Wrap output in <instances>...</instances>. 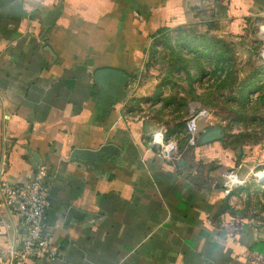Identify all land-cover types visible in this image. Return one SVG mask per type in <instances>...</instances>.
<instances>
[{
  "label": "crops",
  "instance_id": "crops-1",
  "mask_svg": "<svg viewBox=\"0 0 264 264\" xmlns=\"http://www.w3.org/2000/svg\"><path fill=\"white\" fill-rule=\"evenodd\" d=\"M196 10L254 51L264 0H0V176L26 183L45 167L51 187L46 223L59 252L36 264H264V215L241 210L220 184L226 169L241 165L247 179L262 167L264 142H182L176 162L148 147L156 124L141 102L164 74L142 75L145 54ZM107 68L129 82L100 98L93 76ZM24 233L0 209V247Z\"/></svg>",
  "mask_w": 264,
  "mask_h": 264
},
{
  "label": "rangeland",
  "instance_id": "rangeland-1",
  "mask_svg": "<svg viewBox=\"0 0 264 264\" xmlns=\"http://www.w3.org/2000/svg\"><path fill=\"white\" fill-rule=\"evenodd\" d=\"M193 13L195 19L160 35L146 52L142 75L148 79L163 73V88L152 101H142L140 110L147 111L156 127L165 128L177 148L186 139L185 120L191 102L208 110L227 144L237 148L264 142V62L255 51L262 45L256 21L251 31L254 51L249 53L247 48L233 45L235 38L221 33L217 20L199 14V10ZM137 85L135 79L129 91ZM157 101L158 109L153 108ZM171 123L177 125L170 127ZM261 166L253 173L264 170V164ZM253 173L230 198L241 210L262 216L264 180L258 181Z\"/></svg>",
  "mask_w": 264,
  "mask_h": 264
},
{
  "label": "built area",
  "instance_id": "built-area-1",
  "mask_svg": "<svg viewBox=\"0 0 264 264\" xmlns=\"http://www.w3.org/2000/svg\"><path fill=\"white\" fill-rule=\"evenodd\" d=\"M255 27L262 40L259 59L264 62V19L257 20ZM146 112L140 113L148 116ZM209 116L206 108L195 102L189 104V115L185 120L187 147H194L198 143L200 123ZM148 147L155 149L157 155L164 160H179L175 157L177 147L166 136L163 126L154 128L148 137ZM240 168L241 165L226 169L220 175L223 194L228 198L245 185L246 178L239 175ZM253 175L258 181L264 180V170ZM50 190L45 167L33 172L26 183L9 184L0 176V209L6 210L25 231L18 239L0 247V264H36L58 254V247L50 242L51 234L46 223L51 206Z\"/></svg>",
  "mask_w": 264,
  "mask_h": 264
},
{
  "label": "water",
  "instance_id": "water-1",
  "mask_svg": "<svg viewBox=\"0 0 264 264\" xmlns=\"http://www.w3.org/2000/svg\"><path fill=\"white\" fill-rule=\"evenodd\" d=\"M58 14L59 7L48 11L44 17L45 26H50ZM93 78L100 98L114 96L116 92L120 91L125 92V86L129 82V77L124 72L112 68L96 70ZM221 137H223V132L220 128L205 129L200 132L198 143H205Z\"/></svg>",
  "mask_w": 264,
  "mask_h": 264
},
{
  "label": "trees",
  "instance_id": "trees-1",
  "mask_svg": "<svg viewBox=\"0 0 264 264\" xmlns=\"http://www.w3.org/2000/svg\"><path fill=\"white\" fill-rule=\"evenodd\" d=\"M167 32V31H166ZM165 32H163L161 35H163ZM130 75V74H129Z\"/></svg>",
  "mask_w": 264,
  "mask_h": 264
}]
</instances>
